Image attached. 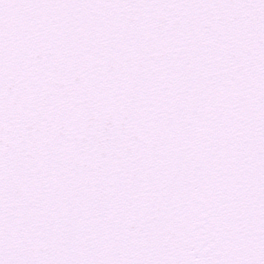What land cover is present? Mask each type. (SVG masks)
I'll return each instance as SVG.
<instances>
[{"label": "snow or ice", "instance_id": "obj_1", "mask_svg": "<svg viewBox=\"0 0 264 264\" xmlns=\"http://www.w3.org/2000/svg\"><path fill=\"white\" fill-rule=\"evenodd\" d=\"M0 264H264V0H0Z\"/></svg>", "mask_w": 264, "mask_h": 264}]
</instances>
